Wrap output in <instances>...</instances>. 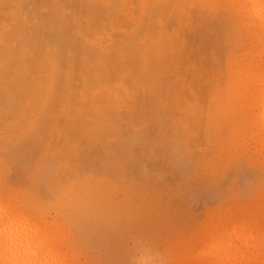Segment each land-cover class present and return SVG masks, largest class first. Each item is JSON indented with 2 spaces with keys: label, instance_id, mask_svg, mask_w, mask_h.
<instances>
[{
  "label": "bare ground",
  "instance_id": "6f19581e",
  "mask_svg": "<svg viewBox=\"0 0 264 264\" xmlns=\"http://www.w3.org/2000/svg\"><path fill=\"white\" fill-rule=\"evenodd\" d=\"M263 32L264 0H0V264L72 263L46 208L104 223L115 185L201 139L199 167L250 124L264 143ZM249 218L264 232V196L214 227L208 264H264Z\"/></svg>",
  "mask_w": 264,
  "mask_h": 264
},
{
  "label": "rangeland",
  "instance_id": "374dc122",
  "mask_svg": "<svg viewBox=\"0 0 264 264\" xmlns=\"http://www.w3.org/2000/svg\"><path fill=\"white\" fill-rule=\"evenodd\" d=\"M248 127L241 132L247 140L243 147L222 143L227 151L216 160L204 158V167L196 165V158L209 153L205 138L196 144L188 165L180 161L164 170L147 167L127 185H115L104 223L86 227L52 208L39 215L40 221H48V230L53 222H63L67 233L59 246L73 259L69 264H208L215 256L216 246L210 243L214 227L227 212L258 204L264 196L263 164L254 159V154L264 157V143L255 136L256 127ZM247 227L264 235L260 222L249 218Z\"/></svg>",
  "mask_w": 264,
  "mask_h": 264
}]
</instances>
